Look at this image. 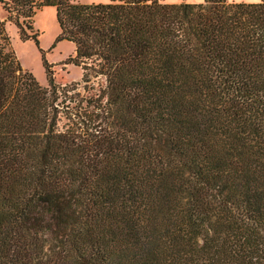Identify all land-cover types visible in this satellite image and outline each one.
<instances>
[{
	"label": "trees",
	"instance_id": "trees-1",
	"mask_svg": "<svg viewBox=\"0 0 264 264\" xmlns=\"http://www.w3.org/2000/svg\"><path fill=\"white\" fill-rule=\"evenodd\" d=\"M0 4L105 82L58 132L0 21V264H264V1Z\"/></svg>",
	"mask_w": 264,
	"mask_h": 264
},
{
	"label": "rangeland",
	"instance_id": "rangeland-1",
	"mask_svg": "<svg viewBox=\"0 0 264 264\" xmlns=\"http://www.w3.org/2000/svg\"><path fill=\"white\" fill-rule=\"evenodd\" d=\"M73 3H100L108 0H70ZM165 4H179L182 2L191 4L203 3V0H158ZM241 1L243 3H260L264 0H228ZM9 14L0 4V21L4 23V30L9 38L11 50L14 52L20 66L28 71L40 86H47V71L52 76L58 89L57 131L70 133L73 131L72 121H78V117L87 121H93L95 117L96 94L105 86L102 78L92 79L89 83L82 81L83 71L81 66L73 65L70 59L74 57V45L67 41H58L59 28L56 21L54 8H42L32 18L30 27L26 29L28 35H35L38 39V47L32 40L20 39L17 27L8 20ZM46 63V69L43 60ZM94 102L87 105V102Z\"/></svg>",
	"mask_w": 264,
	"mask_h": 264
}]
</instances>
